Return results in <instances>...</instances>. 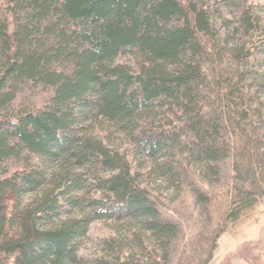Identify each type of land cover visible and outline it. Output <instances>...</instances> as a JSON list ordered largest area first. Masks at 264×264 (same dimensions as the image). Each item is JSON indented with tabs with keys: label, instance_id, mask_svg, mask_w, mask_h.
<instances>
[{
	"label": "trees",
	"instance_id": "16d2710c",
	"mask_svg": "<svg viewBox=\"0 0 264 264\" xmlns=\"http://www.w3.org/2000/svg\"><path fill=\"white\" fill-rule=\"evenodd\" d=\"M19 2L8 13L16 22L0 24V254L8 264H81L77 243L86 219L59 217V197L86 218L127 224L135 246L142 248L145 238L166 248L176 227L157 219L144 190L132 185L124 156L93 137L90 123L123 133L158 176L173 181V167L163 161L171 157V140L146 136L139 124L155 104L170 102L195 134L188 151L193 162L208 168L218 161L216 136L195 104L202 13L177 0ZM124 52L143 58L135 73L114 63ZM27 82L50 89L46 104L13 110ZM10 161L20 163L9 172ZM87 177L107 206L101 198L76 196ZM25 195L35 200L22 204ZM98 264L144 263L109 258Z\"/></svg>",
	"mask_w": 264,
	"mask_h": 264
},
{
	"label": "rangeland",
	"instance_id": "374dc122",
	"mask_svg": "<svg viewBox=\"0 0 264 264\" xmlns=\"http://www.w3.org/2000/svg\"><path fill=\"white\" fill-rule=\"evenodd\" d=\"M177 1L193 6L205 20L200 26L206 27L195 33L196 52L202 54L196 57L202 82L195 104L207 117L221 157L208 168L193 162L188 151L195 134L170 102L155 104L139 124L146 136L172 141L167 142L171 157L163 161L173 167V181L158 176L123 133L99 120L91 122L92 136L124 156L132 185L144 190L157 219L174 225L176 233L166 248L145 238L140 248L132 243L127 224L86 218L59 197V217L86 219L77 243L81 264L109 258L144 264H264V0ZM19 4L0 0V24L16 22V15L8 13ZM142 62L136 52L121 53L114 60L131 73ZM42 87L28 82L21 86L12 109L43 107L50 89ZM19 163L10 161L4 170L10 172ZM86 180L76 196L101 198L107 206L92 178ZM34 200L35 195H25L22 204ZM0 264H8L1 254Z\"/></svg>",
	"mask_w": 264,
	"mask_h": 264
}]
</instances>
